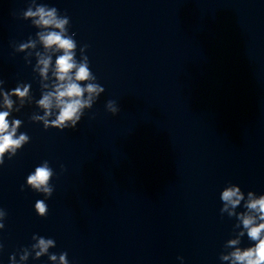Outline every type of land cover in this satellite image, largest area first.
Instances as JSON below:
<instances>
[{
  "label": "clouds",
  "instance_id": "9594fccd",
  "mask_svg": "<svg viewBox=\"0 0 264 264\" xmlns=\"http://www.w3.org/2000/svg\"><path fill=\"white\" fill-rule=\"evenodd\" d=\"M56 11L55 8L45 11L44 6L37 7L35 11H33L31 7H28L22 15L24 18L39 17L33 20V23L45 29L44 32L37 33L45 49L61 53L57 55L55 59L53 72L55 76V82L53 84L54 90L43 94L42 98L37 101L38 105L42 107L45 112L43 117H37L36 119L43 120L46 127L51 125L63 131L67 128H76L77 121L80 119V115L78 114H82L81 109L91 107L94 96H97L104 89L102 86L93 83L82 86L81 82L94 79V76L86 62L87 58H85L83 62H78L74 59L75 52L73 50L76 48V41L73 37L75 33L66 35L65 25L69 23V18L67 16L64 18H57L55 14ZM25 46L26 45H22L21 47L23 48ZM84 47L86 48L87 45ZM51 61V56H41L38 61L39 65L43 66L40 72L45 78H47ZM29 87L30 85H25L23 90H21L18 86L3 93V106L6 110L0 111V165L4 163V154L6 152L11 150L8 156V159H11L16 155V150L21 148L23 144L29 140V136L25 133H21L18 138H14L21 121L19 119H13L11 122L9 121L13 104L10 97L15 95L23 99L28 95ZM45 87H47V85H45ZM85 93L88 94L87 99L84 98ZM53 106L58 109V114L54 120L49 121L47 117L51 114L50 110ZM108 108L112 112L117 111L116 108L113 107L112 101H109ZM52 176L53 170L49 167L48 162L45 161L44 164L37 166L34 172L27 176L26 184L38 192L43 191L49 198L52 196L53 188L48 186V180ZM221 199L226 202L225 210H227L228 205H231L232 208L235 209L241 204V201L244 200V195L239 187H229L223 191ZM34 207L38 216H47L48 206L43 200L36 201ZM244 207L247 211L240 213L238 219L241 221L243 228L247 231V237L254 243L252 246L243 249L235 247V250L230 254L232 264H264V194H261L259 198H254L253 193L249 191L248 200ZM0 215H4V213H0ZM229 215H233V213L230 212ZM4 227L5 225L0 223V229ZM244 235V231H241L239 234L241 237ZM33 239H35V235ZM239 243V237L229 241L230 246H236ZM53 245V239L41 237L38 243L33 244L32 247L39 248V251L36 252V257H41L43 254H46L49 247ZM26 258L27 253L21 257L22 260ZM50 259L55 261L57 256L52 254ZM223 259L228 260L229 256H224ZM59 261L60 264H69L66 252L60 254ZM10 264H15L14 255L10 257Z\"/></svg>",
  "mask_w": 264,
  "mask_h": 264
}]
</instances>
